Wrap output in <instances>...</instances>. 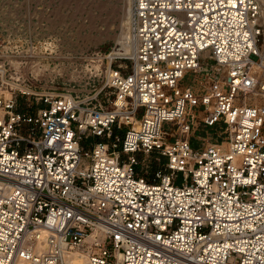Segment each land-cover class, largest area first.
<instances>
[{
  "label": "built area",
  "instance_id": "built-area-1",
  "mask_svg": "<svg viewBox=\"0 0 264 264\" xmlns=\"http://www.w3.org/2000/svg\"><path fill=\"white\" fill-rule=\"evenodd\" d=\"M263 16L264 0H130L110 110L48 92L18 113L0 65V264H264ZM196 108L226 141L193 146ZM139 154L160 162L151 182Z\"/></svg>",
  "mask_w": 264,
  "mask_h": 264
},
{
  "label": "rangeland",
  "instance_id": "rangeland-1",
  "mask_svg": "<svg viewBox=\"0 0 264 264\" xmlns=\"http://www.w3.org/2000/svg\"><path fill=\"white\" fill-rule=\"evenodd\" d=\"M129 16L130 0H0V65L9 84L3 90L12 92L17 112L34 113L42 107L37 95L48 92L112 109L113 91L105 86L111 58L106 57L125 55ZM196 76L192 87L201 92L204 80ZM182 87H188L186 80ZM196 111L190 140L199 145L226 141L219 127L204 128V112ZM136 157V174L151 182L160 165L156 154Z\"/></svg>",
  "mask_w": 264,
  "mask_h": 264
},
{
  "label": "bare ground",
  "instance_id": "bare-ground-1",
  "mask_svg": "<svg viewBox=\"0 0 264 264\" xmlns=\"http://www.w3.org/2000/svg\"><path fill=\"white\" fill-rule=\"evenodd\" d=\"M263 19H264V16H263ZM130 45L124 47L125 55H127V54L132 55L133 46H130ZM263 51H264V47H263ZM17 264H19V263H17ZM65 264H87V261L84 258V256H82L81 254L80 255L72 254V255H68L66 257Z\"/></svg>",
  "mask_w": 264,
  "mask_h": 264
},
{
  "label": "crops",
  "instance_id": "crops-1",
  "mask_svg": "<svg viewBox=\"0 0 264 264\" xmlns=\"http://www.w3.org/2000/svg\"><path fill=\"white\" fill-rule=\"evenodd\" d=\"M198 135H199V134H198ZM198 137H199V136H198ZM193 146H194V147H196L197 145H196V144H194Z\"/></svg>",
  "mask_w": 264,
  "mask_h": 264
}]
</instances>
